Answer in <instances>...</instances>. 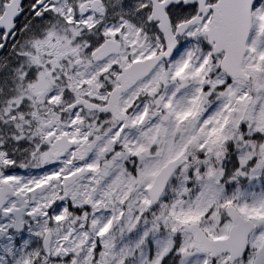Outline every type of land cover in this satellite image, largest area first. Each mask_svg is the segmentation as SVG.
Returning a JSON list of instances; mask_svg holds the SVG:
<instances>
[{"label":"snow or ice","instance_id":"1","mask_svg":"<svg viewBox=\"0 0 264 264\" xmlns=\"http://www.w3.org/2000/svg\"><path fill=\"white\" fill-rule=\"evenodd\" d=\"M0 264H264V0H0Z\"/></svg>","mask_w":264,"mask_h":264},{"label":"rangeland","instance_id":"2","mask_svg":"<svg viewBox=\"0 0 264 264\" xmlns=\"http://www.w3.org/2000/svg\"><path fill=\"white\" fill-rule=\"evenodd\" d=\"M35 171H36V170H34V174H35Z\"/></svg>","mask_w":264,"mask_h":264}]
</instances>
